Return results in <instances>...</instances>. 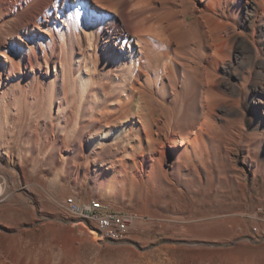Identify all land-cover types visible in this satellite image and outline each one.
Instances as JSON below:
<instances>
[{
  "label": "rangeland",
  "instance_id": "rangeland-1",
  "mask_svg": "<svg viewBox=\"0 0 264 264\" xmlns=\"http://www.w3.org/2000/svg\"><path fill=\"white\" fill-rule=\"evenodd\" d=\"M187 1L198 68L191 62L184 68L172 109L186 127L193 116L204 115L196 102L210 93L212 126L198 133L197 154L174 172L171 153L178 145L167 144L159 174L140 165L141 153L120 157L134 158L136 168L130 167L131 160L120 168L114 156L100 161L90 135L78 136L81 130L74 132L72 122L66 127L57 122L55 93H47L52 67L41 65L33 100L23 95L19 76L3 80L0 250L21 257V264H264V10L251 16L243 0H226L224 12L206 0H194L204 4L201 9ZM224 13L226 33L218 32L212 41L206 16ZM207 40L215 45L209 50ZM209 51L213 62L207 86L203 65ZM168 92L159 91L158 98ZM168 126L164 120L159 142ZM230 127L257 133L249 150L260 166L258 174L241 155L240 162L232 159L237 155L225 133ZM240 166L243 173L238 174ZM113 173L118 179L112 184ZM68 198L80 203L93 198L135 214L129 234L119 241L101 240L93 223L64 209Z\"/></svg>",
  "mask_w": 264,
  "mask_h": 264
},
{
  "label": "bare ground",
  "instance_id": "bare-ground-1",
  "mask_svg": "<svg viewBox=\"0 0 264 264\" xmlns=\"http://www.w3.org/2000/svg\"><path fill=\"white\" fill-rule=\"evenodd\" d=\"M206 1L226 11V0ZM243 1L251 16L264 10V0ZM188 7L187 0H0V100L4 97L3 80L12 76H19L26 100L36 99L40 67H52L47 93H55L57 122L61 127L72 122L74 132L81 130L78 136L90 135L98 160L114 156L120 168L130 160V167L136 168L139 165L134 158L126 161L120 157L141 153L140 165H149L148 172L159 174L161 160L166 157L164 147L176 144L177 150L171 154L173 171L178 172L183 160L197 154L198 133L212 126L210 93L202 94L196 102L204 115L193 116L186 127L181 126L180 115L173 114V98L182 87L184 68L189 62L198 68ZM205 23L214 41L218 32L226 33L228 18L225 13L219 18L206 16ZM211 46L215 45L207 40L206 50ZM210 53L204 55L203 65L207 86L213 62ZM166 88L170 95L158 98L159 91ZM255 91L263 93L257 87ZM184 102L190 99L186 97ZM160 108L162 115L155 117ZM164 120L169 126L159 142ZM239 129L235 132L230 127L225 132L237 155L232 159L240 162L241 155V161L256 175L260 166L249 147L257 133L244 134L243 127ZM104 144L109 146L101 151ZM239 168L238 174L243 173V167ZM117 179L118 174L113 173L108 182ZM82 218L93 221V214H82ZM105 238L112 240V235ZM20 258L0 250V264H21Z\"/></svg>",
  "mask_w": 264,
  "mask_h": 264
},
{
  "label": "built area",
  "instance_id": "built-area-1",
  "mask_svg": "<svg viewBox=\"0 0 264 264\" xmlns=\"http://www.w3.org/2000/svg\"><path fill=\"white\" fill-rule=\"evenodd\" d=\"M62 206L71 214L82 217V214H93V223L99 233L101 240L105 235H112V240L119 241L127 237L132 226L135 214L127 211H121L99 203L93 198L85 203H80L72 198L63 201Z\"/></svg>",
  "mask_w": 264,
  "mask_h": 264
}]
</instances>
